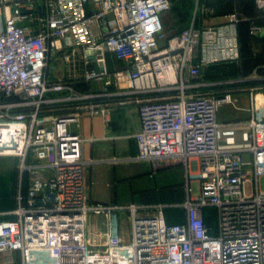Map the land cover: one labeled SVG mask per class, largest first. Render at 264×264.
Masks as SVG:
<instances>
[{
  "label": "built area",
  "instance_id": "built-area-1",
  "mask_svg": "<svg viewBox=\"0 0 264 264\" xmlns=\"http://www.w3.org/2000/svg\"><path fill=\"white\" fill-rule=\"evenodd\" d=\"M171 10V0H0V158L20 161L14 219L0 221V255L19 253L22 264H264L259 88L249 91L247 120L221 121V107L238 99L208 89L228 82H202L206 69L240 60V19L194 21L167 37L163 15ZM79 51L87 82L110 76L112 54L124 63L115 76L142 96L136 160L155 170L176 161L187 174L186 200L171 206L184 210V223L168 224L169 205H130L128 242L113 237L104 252L89 250L88 216L112 208L89 198L84 139L70 129L77 116L51 114L70 104L106 111L85 104L101 94L48 78L51 54L67 52L70 62ZM211 209L214 225L206 222Z\"/></svg>",
  "mask_w": 264,
  "mask_h": 264
},
{
  "label": "crops",
  "instance_id": "crops-1",
  "mask_svg": "<svg viewBox=\"0 0 264 264\" xmlns=\"http://www.w3.org/2000/svg\"><path fill=\"white\" fill-rule=\"evenodd\" d=\"M167 14L163 15V19L165 18L166 25L172 28L174 26L173 18L170 16L168 18ZM236 15L238 16V14ZM229 20L230 16L227 21L220 24L201 25L196 23V25L198 27L217 26L228 23ZM191 24L192 22L188 27ZM238 25L239 41L241 40V45L243 44V47L246 48L247 42L245 37H243V29L240 31V22ZM259 28L264 30V26ZM95 30H99L98 25H95ZM178 31L173 32L172 35ZM252 37L254 42H251V46L257 56V51L260 50L258 42L264 39V33ZM64 54H67V52ZM64 54L59 55L56 59V65L49 63L47 69L48 78L52 82L70 81L80 93L101 94L102 96L86 101L85 104L96 105L101 109H106L104 113H94L92 108L77 109L76 104H70L64 110H54L51 113L52 115L74 114L77 116V121L71 124L70 129L84 139L82 157L88 163L87 190L89 198L93 203L112 208L110 212L102 214L91 213L88 216L87 241L89 250L91 252H104L113 237L117 238L121 243L128 242L130 236V214L125 208L130 205L146 207L159 204L169 205V208L166 209L167 222L169 224L184 223V213H181L183 217L178 218L174 217L171 211L168 210H183L171 206L182 204L186 200L187 174L185 168L176 161H166L160 165L158 170H155L150 163L136 160L138 147L135 136L141 130L137 100L142 98V96L131 94L130 84L125 79H118L115 76L116 73L124 68V63L118 61L114 55L108 54L106 56V64L110 76L103 80L87 82L84 79L86 66L82 52L79 51L70 62L64 59ZM243 55L240 52V60L236 63L237 65L244 61ZM261 67L264 69V62ZM215 72L210 71L208 76L204 74L202 82H223L222 80L209 78L212 75L214 76ZM242 83L237 85L239 88H236V90L247 89L242 86L248 85V83ZM258 87L254 86L251 88ZM208 89L225 90L223 85ZM249 116V113L241 116H220L219 112L221 121H242L247 120ZM259 119L264 120L263 111H260ZM16 168L15 164L0 162V181H17L18 184L19 172L15 171ZM1 191L2 183L0 182V193ZM16 195L17 193L4 203L2 198H0V221L14 219L13 212L17 208ZM206 218H209V216L207 215ZM10 257L12 258V263H7ZM0 264H22L20 254H1Z\"/></svg>",
  "mask_w": 264,
  "mask_h": 264
},
{
  "label": "rangeland",
  "instance_id": "rangeland-1",
  "mask_svg": "<svg viewBox=\"0 0 264 264\" xmlns=\"http://www.w3.org/2000/svg\"><path fill=\"white\" fill-rule=\"evenodd\" d=\"M232 14H238L240 23H243V37L247 41V46L244 49V61L240 65L232 68L225 67L227 78L221 79L225 90L233 91V100L239 99L238 102L232 104H225L220 109V116L227 115L241 116L249 113V101H250V88L259 86V90L255 93L257 100V107L264 113V71H262L261 64L264 62V39L259 40L257 51L258 55H255L252 49V39H248V26L250 25V35L253 28L264 26V7L261 6L260 0H172V10L167 14L173 18L174 26L169 28L166 25L165 18L163 23L166 26L165 34L168 37L173 32L178 31L184 27H187L191 22L195 21L201 25H214L220 24L228 20ZM51 65H56L57 56L50 57ZM237 79V80H236ZM247 82L248 85L242 86V90H236L239 87L238 84ZM241 87V86H240ZM261 139L264 138V126L261 128ZM248 158V156H246ZM0 162H6L8 164H15L17 167L15 171L19 172L20 161L14 158H0ZM17 164V165H16ZM2 183V191L0 198L2 202H7L13 197L20 189V182L17 181H0ZM23 185H21L22 187ZM195 194L198 193V184H194ZM248 192H250V185H247ZM213 210L208 211L209 215L213 218ZM125 226V224H124Z\"/></svg>",
  "mask_w": 264,
  "mask_h": 264
},
{
  "label": "trees",
  "instance_id": "trees-1",
  "mask_svg": "<svg viewBox=\"0 0 264 264\" xmlns=\"http://www.w3.org/2000/svg\"><path fill=\"white\" fill-rule=\"evenodd\" d=\"M171 2H172V0H171ZM243 23H240V31H242V29H243ZM188 27V26H187ZM187 27H184V28H182V29H180L178 32H176L175 34H177V33H180L182 30H184L185 28H187ZM238 27H239V25H238ZM248 39L249 40H251V39H253V37L250 35V25L248 26ZM240 35H241V33H240ZM241 41V40H240ZM247 42V41H246ZM240 45H241V43H240ZM244 48L245 47H243V44L241 45V53H242V55H243V53H244ZM237 64L236 63H232V64H222V65H217V66H213V67H210V68H208V69H206L205 71H204V74H205V76L207 75L208 76V73L210 72V71H216L215 73V75L213 76H210L209 78H213L212 80H221V79H223V78H227V76H225V75H227L226 74V71H224L223 69H225V67L227 68V67H230V68H232L233 70H232V72H235L234 71V67L236 66ZM262 71H264V69H262ZM28 184H29V176H28V174H25V176H24V181H23V186H22V190H23V193H25L26 194V192H27V189H28ZM212 210V209H211ZM211 210H208V211H211ZM168 211H171V213L173 214V216L175 217H178V218H181V216H182V214L181 213H184V215H185V212H184V210H180V209H174V210H168ZM173 211V212H172ZM183 217V216H182ZM167 219V218H166ZM206 222L210 225H214L215 224V220H214V218H212V217H209V218H206ZM182 223V222H181ZM169 224V223H168ZM170 225H172V224H170Z\"/></svg>",
  "mask_w": 264,
  "mask_h": 264
},
{
  "label": "water",
  "instance_id": "water-1",
  "mask_svg": "<svg viewBox=\"0 0 264 264\" xmlns=\"http://www.w3.org/2000/svg\"><path fill=\"white\" fill-rule=\"evenodd\" d=\"M48 194H51L50 192H48ZM53 197V195H51Z\"/></svg>",
  "mask_w": 264,
  "mask_h": 264
}]
</instances>
